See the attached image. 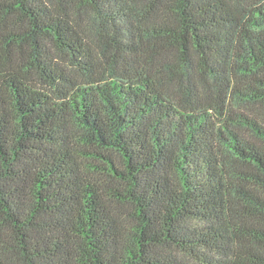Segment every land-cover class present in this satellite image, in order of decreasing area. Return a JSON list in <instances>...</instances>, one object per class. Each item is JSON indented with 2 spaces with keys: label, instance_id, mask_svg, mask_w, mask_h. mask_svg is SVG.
I'll return each mask as SVG.
<instances>
[{
  "label": "trees",
  "instance_id": "trees-1",
  "mask_svg": "<svg viewBox=\"0 0 264 264\" xmlns=\"http://www.w3.org/2000/svg\"><path fill=\"white\" fill-rule=\"evenodd\" d=\"M0 264H264V0H0Z\"/></svg>",
  "mask_w": 264,
  "mask_h": 264
}]
</instances>
